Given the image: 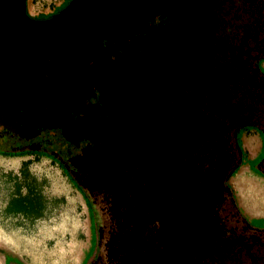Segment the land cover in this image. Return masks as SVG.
Segmentation results:
<instances>
[{
	"label": "flooded vegetation",
	"instance_id": "af4514ba",
	"mask_svg": "<svg viewBox=\"0 0 264 264\" xmlns=\"http://www.w3.org/2000/svg\"><path fill=\"white\" fill-rule=\"evenodd\" d=\"M71 1L38 18L24 0V13L47 21ZM240 1L157 0L113 40L90 42L89 76L33 92V128L0 136L1 149L51 153L80 190L93 227L85 264H198L218 241L233 263L264 264V236L226 200L237 132L253 122L264 133L257 48L226 23Z\"/></svg>",
	"mask_w": 264,
	"mask_h": 264
},
{
	"label": "water",
	"instance_id": "95a60500",
	"mask_svg": "<svg viewBox=\"0 0 264 264\" xmlns=\"http://www.w3.org/2000/svg\"><path fill=\"white\" fill-rule=\"evenodd\" d=\"M149 5L153 7L146 11ZM158 7L157 0H72L58 15L40 22L27 18L24 0H0V136L29 130L42 117V108L39 114L36 107L24 110L27 94L19 85L31 84L39 94L48 80L89 76L95 60L90 42L113 40L129 16L141 17ZM23 93V102L16 103ZM47 114L45 121L52 120L50 110Z\"/></svg>",
	"mask_w": 264,
	"mask_h": 264
},
{
	"label": "crops",
	"instance_id": "0c3cea01",
	"mask_svg": "<svg viewBox=\"0 0 264 264\" xmlns=\"http://www.w3.org/2000/svg\"><path fill=\"white\" fill-rule=\"evenodd\" d=\"M258 67L264 73V59L258 61ZM236 138L240 159L226 185L238 213L248 224L264 222V175L257 167L264 156V133L256 125L248 124L239 129ZM39 158L59 166L82 203L85 236L77 241L73 238L65 242L55 236V228L48 221L53 209L63 207L64 196L56 192L47 195L40 189L34 172ZM0 169V177L9 185L8 189L0 188V264H85L93 251L90 213L85 198L62 165L42 153H0ZM31 205H35L36 211L31 208L30 215L21 210ZM31 215V220L26 219Z\"/></svg>",
	"mask_w": 264,
	"mask_h": 264
},
{
	"label": "rangeland",
	"instance_id": "374dc122",
	"mask_svg": "<svg viewBox=\"0 0 264 264\" xmlns=\"http://www.w3.org/2000/svg\"><path fill=\"white\" fill-rule=\"evenodd\" d=\"M66 1L68 2L69 0H25V9L31 16L45 15L51 13ZM44 155L49 156L46 154ZM36 163L38 168L34 169V172L36 173L35 176L37 180L40 182V189L47 195L56 192V194H62L64 196L63 207L61 209L59 208L58 211L53 209L54 212L50 214V216L52 215V219L48 220L55 228V236H60L65 242L73 238L77 241L79 237H84L85 212L74 186L65 176L64 172L60 171L59 166L55 165L53 162H48L47 159L39 158ZM0 173H3L2 169H0ZM0 188H9V185H7L6 181L1 177ZM25 207L26 208L21 210H24L27 215L32 213L31 208L34 212L36 211L35 205L34 207L32 205ZM32 218L33 216L31 215V218L27 216L26 219L31 220ZM20 220L19 218L18 222ZM251 226L264 229V222H256Z\"/></svg>",
	"mask_w": 264,
	"mask_h": 264
},
{
	"label": "trees",
	"instance_id": "16d2710c",
	"mask_svg": "<svg viewBox=\"0 0 264 264\" xmlns=\"http://www.w3.org/2000/svg\"><path fill=\"white\" fill-rule=\"evenodd\" d=\"M240 7V11L243 10L241 15H239L238 18H235L234 20L228 21V25L234 24L235 30L238 31V34L241 33H247L249 41L247 43L249 45H252L253 47H256V53L257 60L264 59V0H241L238 4ZM45 16H48L47 14H41L37 15L38 18H43ZM237 17V16H236ZM246 34V35H247ZM250 110H248L247 115L250 114ZM262 117L264 119V105L261 110ZM249 117V116H248ZM264 121V120H263ZM256 125L260 129V125L256 123L247 122L242 125ZM262 125V124H261ZM236 148L238 149L237 145L235 144V140H232ZM0 153L4 155H21L25 153H42L51 156V153L45 151V150H37V149H18V148H7V149H1ZM264 163V156L261 158V160L258 162L257 167L259 171H261V165ZM230 169L233 168L230 166ZM226 187V200L229 204V214L232 217L233 220H237L240 222H246L243 217L238 213L230 190L227 186ZM18 188V185H17ZM254 230H256L259 233H262V236H264V229L256 228L254 227ZM230 256V252L226 250L223 241H218L215 243V245L212 248V251L210 253L204 254L198 264H235L233 263V260L228 258Z\"/></svg>",
	"mask_w": 264,
	"mask_h": 264
},
{
	"label": "bare ground",
	"instance_id": "6f19581e",
	"mask_svg": "<svg viewBox=\"0 0 264 264\" xmlns=\"http://www.w3.org/2000/svg\"><path fill=\"white\" fill-rule=\"evenodd\" d=\"M30 78H31V77H30ZM32 81H34L33 78H32V80H30V82H32ZM31 86H32V85L29 84V85H25V86H23V85L20 86V85H19L18 87H19L20 89L24 90V93H25V89H26V94H27V95H29V94L31 95V94L33 93V87L31 88ZM39 87H40V86H39ZM39 87H38V89H39ZM15 91H16V90H15ZM15 91H14V93H15ZM21 93H22V92H21ZM24 93H23V94H24ZM40 96H41V95H40ZM24 97H25V94H24V96H22V98L24 99ZM30 97H31V96H29V98H28V97H25L27 103L30 102ZM32 97H33V96H32ZM23 99H22V102H23ZM15 101H16V100H15ZM13 104H14V103H13Z\"/></svg>",
	"mask_w": 264,
	"mask_h": 264
}]
</instances>
